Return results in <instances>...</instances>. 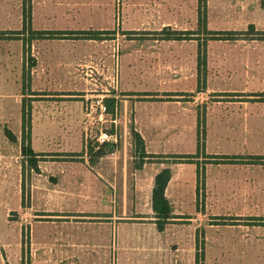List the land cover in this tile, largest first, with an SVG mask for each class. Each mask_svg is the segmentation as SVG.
I'll return each instance as SVG.
<instances>
[{
  "label": "crops",
  "instance_id": "obj_1",
  "mask_svg": "<svg viewBox=\"0 0 264 264\" xmlns=\"http://www.w3.org/2000/svg\"><path fill=\"white\" fill-rule=\"evenodd\" d=\"M28 2L34 30L116 29L112 22L115 0ZM198 6L196 0L197 13ZM23 11L24 0H0V32L23 29ZM15 13L19 14L17 20H13ZM241 26L222 24L213 29L237 31ZM121 29L137 34L126 40L118 36L120 30L103 40L32 38L25 43L0 39V47L7 45L5 68L0 55V71L6 69L7 73L4 77H22L30 55L35 61L31 76L50 78L48 82L55 78L54 87L41 88L47 93L38 101L39 116L32 115V148L61 157L39 160L31 167L30 200L27 197L24 207L23 165L16 173L17 199L6 212L7 243L0 242V264H23L21 226L27 222V212L35 217L28 231L30 264H196L198 231L204 233L205 264H264V224L246 222L247 218H264V161L249 160L250 156H264V101L209 103L204 117V150L198 155L197 109L204 103L199 101L200 94L231 90L206 86L198 91L197 83L194 91L175 82L174 78L191 72L198 79V39L193 54L190 45L178 53L174 39H163L160 42L167 49L163 53L158 44H152L154 40L138 36L150 28L136 24ZM59 41L67 43L66 50L58 47ZM228 60L221 54L206 53L204 66L219 76L248 78L254 70L264 75V59L254 67L248 52L235 53L231 63ZM96 76L103 78L101 83ZM6 81L13 85L12 80ZM17 88L19 94V83ZM235 89L231 93L251 92L246 83ZM99 90L104 93H94ZM194 92L196 100L185 99ZM98 95L107 96L117 109L112 117L118 123L113 129L118 141L100 143L105 152L91 159L78 125L86 121L85 103ZM53 96L58 98L53 100ZM20 119L22 122V116ZM131 123L144 141L146 156L137 165L140 157L131 151L127 127ZM185 155L198 156L191 161L174 157ZM164 168L171 171L165 194L172 217L160 229L153 191L156 176ZM199 168L204 171L200 206ZM20 210L18 221H10V213ZM220 217L228 219L221 222Z\"/></svg>",
  "mask_w": 264,
  "mask_h": 264
},
{
  "label": "rangeland",
  "instance_id": "obj_2",
  "mask_svg": "<svg viewBox=\"0 0 264 264\" xmlns=\"http://www.w3.org/2000/svg\"><path fill=\"white\" fill-rule=\"evenodd\" d=\"M27 7L31 10L30 3L27 0ZM206 9H207V27L201 28L199 23H197L198 13L196 8V0H115V12L112 19L113 26L115 29L111 30L107 38H111L120 30L118 36L122 37L124 40L132 38L131 34H137V32H126L122 30V26H134L136 24H142V26L148 27L146 31H140L138 36L141 38H148L154 40L153 45L158 44L160 52L166 53L167 49L165 48V43L160 41L163 39H174V51L180 53L183 48H188L190 45L191 53H195L197 48V39H201L206 49V53L212 56L221 54L226 56L229 60L228 63H231L232 55L238 52H248L252 57V65L255 67L264 59V0H206ZM19 14L15 13L13 20L18 19ZM33 17L31 11V19ZM21 22L23 20V15L20 16ZM32 22V21H31ZM224 24L225 26H240L241 29L237 28V31L233 29H219L220 35H210L208 33L215 26ZM32 27V25H31ZM33 29V28H32ZM155 29H161L156 31ZM182 30H190L189 32H195L194 34H189V32H182ZM232 30V31H231ZM22 33L14 39H22L25 43L31 42V37L33 36L30 31L21 29ZM179 31V32H178ZM216 31V30H215ZM178 32V33H177ZM227 32H234L233 34H227ZM186 33V34H185ZM178 34V35H175ZM37 36V35H36ZM136 36V35H135ZM230 38V39H229ZM71 39H87V38H78L71 36ZM177 42H176V41ZM84 42H86L84 40ZM57 44H60L58 47L60 49L66 50L67 43L59 41ZM81 44V43H80ZM97 44V43H95ZM180 44H183L180 46ZM121 49V45H116ZM147 47H151L148 43ZM25 51L30 54L32 51L28 47H25ZM44 48V47H43ZM40 45L38 46V50ZM32 50V47H31ZM121 52V51H119ZM171 52V51H169ZM7 53V45L4 44L0 47V55L3 58V65L5 68V59ZM117 53V52H116ZM117 57V56H116ZM0 58V62L1 59ZM259 58H261L259 62ZM255 59V60H254ZM227 63V62H226ZM35 65L33 57L29 55L28 65L24 75L20 78H9L4 77L7 75L6 69L0 71V242L7 243V222L6 212L9 207H12L14 201L17 199L15 183V175L19 171V168L24 169V183H23V207L26 206L27 202L30 200L28 196L29 189V175L31 167H34L39 160H55L61 157L58 153H47L39 156L23 157L21 156V145H22V122L20 117L22 116V107L25 104L27 107L31 108V117L33 114L36 117L39 116V110L37 107L38 101L45 98L41 92V88H48L50 86L54 87L53 81L48 82L46 79L50 78H39L33 77L29 73ZM204 83L205 88L215 89V90H231L230 93L220 92H205L203 95L200 94L199 97L200 103L198 106V113L205 117L207 113V106L212 101L218 100H253V101H264V75H260L257 71H253L251 76L248 78H235L231 76H219L214 71L209 72L208 69L204 72ZM93 78V77H92ZM12 80V84L7 83V80ZM60 80L61 78H57ZM97 83H101L103 80L102 77H95ZM109 80L108 78H104ZM116 77L114 78V80ZM118 79V77H117ZM119 79L120 76H119ZM173 79V78H170ZM175 82L180 84L184 83L185 86L191 87L196 91V84L198 79L191 72L189 76L185 77H176ZM57 80V81H58ZM113 80V79H110ZM112 82V81H111ZM17 83L20 86V93L17 94L16 91ZM244 83L251 88V92L246 93H231L236 90L235 88L238 84L244 86ZM6 84L9 88H6ZM100 85V84H99ZM23 92V96H22ZM193 92V91H192ZM56 95H60V92H49ZM94 93L102 94L104 91H96ZM190 96V97H187ZM197 92L194 94H186L185 99L196 100ZM53 100L58 97L53 96ZM138 98H143L139 96ZM177 98V97H169ZM167 98V99H169ZM183 98V97H181ZM204 100V101H201ZM207 107V108H206ZM219 110V109H217ZM53 112V111H52ZM132 114V113H131ZM200 116V115H199ZM38 120V119H37ZM79 130L82 132L84 137V150L88 153V156L91 159H96L100 154L104 153L106 148L102 146L95 139H88L86 141L85 135L86 132L84 128L86 127V121H79ZM37 126V125H35ZM38 127V126H37ZM131 131L129 134V140L131 145V151L133 155L139 156V159H136V165L140 161H143V153L139 148L138 139L136 138V131L134 130L133 123L130 126H127ZM34 123L31 119V132H30V143L32 146V135H33ZM7 130L12 131L16 137V140H11L6 132ZM28 144V140L26 141ZM38 147V142L36 141L35 147ZM84 151V152H85ZM29 200H28V198ZM23 210V209H22ZM19 212L10 213V221L15 219L18 221ZM26 212V211H25ZM24 214V213H23ZM8 216V218H9ZM27 222L21 226L23 229V240H24V253L23 255V264H30V250H29V237L28 231L31 229V221L34 222L35 217L31 212H27L26 216ZM100 221L103 218L98 219ZM22 222V221H21ZM18 223V227L22 224ZM20 227V228H21ZM96 228H101L102 226L96 225ZM6 250V248H4ZM2 248H0V251ZM6 258V257H5Z\"/></svg>",
  "mask_w": 264,
  "mask_h": 264
},
{
  "label": "trees",
  "instance_id": "obj_3",
  "mask_svg": "<svg viewBox=\"0 0 264 264\" xmlns=\"http://www.w3.org/2000/svg\"><path fill=\"white\" fill-rule=\"evenodd\" d=\"M206 0H199L198 6V23L201 28H206L207 24V9H206ZM32 19H31V10L30 7H27V0H24V11H23V30H28L33 33L32 38H71L78 37V38H89V39H96V40H103L107 38L108 34L111 32L109 31H47V30H34L32 29ZM22 33L21 30L19 31H11V32H0V39H12L16 38L18 35ZM178 33V32H177ZM195 32H189V34H194ZM210 35H220L218 31H209ZM234 33V32H227V34ZM186 34V33H185ZM235 34V33H234ZM37 35V36H36ZM178 35V34H175ZM230 39V38H229ZM199 40V47H198V91H202L205 88L204 83V72H205V61H206V49L204 47L203 42L201 39ZM171 95V94H168ZM199 128H198V155L204 150V116L199 114ZM31 108L27 107L25 104L22 107V155L23 157H31V156H39L44 155V153H38L33 150L31 143H30V132H31ZM7 136L15 141L16 137L12 131L7 130ZM136 138L138 139V145L140 150L144 155V141L139 133L136 132ZM28 140V144L26 141ZM198 155H185V156H174L175 158L178 157L179 159H183L184 161H191ZM249 160L252 161H264V156H250ZM204 171L199 168L198 169V198H199V206L204 199V193L202 192V185L204 186L203 181ZM171 177V171L169 168L162 169L156 176L155 180V187L153 191V208L157 214L158 218V226L160 229H163L165 224L169 221L170 217H172L171 213V205L170 201L166 197L165 190L167 184ZM226 217H220L221 222H225ZM229 219H233V222L237 221V218L231 217ZM246 222L252 223H260L264 224V218H247ZM196 264H205V251H204V233L199 232L197 233V253H196Z\"/></svg>",
  "mask_w": 264,
  "mask_h": 264
},
{
  "label": "built area",
  "instance_id": "obj_4",
  "mask_svg": "<svg viewBox=\"0 0 264 264\" xmlns=\"http://www.w3.org/2000/svg\"><path fill=\"white\" fill-rule=\"evenodd\" d=\"M85 120L87 122V139H95L103 144L106 142H117L118 135L113 129H117V120L112 114L117 113L114 110L113 103L104 95L95 96L88 100L84 106Z\"/></svg>",
  "mask_w": 264,
  "mask_h": 264
}]
</instances>
